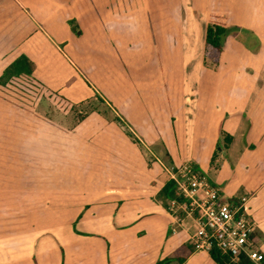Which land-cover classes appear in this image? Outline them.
I'll return each mask as SVG.
<instances>
[{
	"label": "crops",
	"instance_id": "crops-1",
	"mask_svg": "<svg viewBox=\"0 0 264 264\" xmlns=\"http://www.w3.org/2000/svg\"><path fill=\"white\" fill-rule=\"evenodd\" d=\"M173 1L0 0V87L6 70L26 71L47 92L39 104L93 105L66 130L90 138L77 166L109 180L67 220L0 215V264H216L163 193L167 168L184 164L244 205L264 255V0ZM211 12L229 28L217 63L205 53Z\"/></svg>",
	"mask_w": 264,
	"mask_h": 264
},
{
	"label": "rangeland",
	"instance_id": "rangeland-1",
	"mask_svg": "<svg viewBox=\"0 0 264 264\" xmlns=\"http://www.w3.org/2000/svg\"><path fill=\"white\" fill-rule=\"evenodd\" d=\"M248 1L245 0L247 6ZM179 9L183 14L182 7ZM172 11L171 7H167L163 15L169 16ZM153 12L156 14L157 10L153 9ZM156 43L160 46L161 62L166 65L165 43ZM17 66L24 67L26 64L20 60ZM11 72L6 70L0 87V215L4 214L7 220H26L27 212L46 209L52 211L31 213L37 227L49 225L55 218L59 219V214L66 215L62 219L67 220L70 210L82 204L78 196H87L107 187L102 184L109 181L97 180L91 168L77 166V157L81 153L76 154L75 149L87 146L90 138L85 136L79 140L66 130H72L75 117L84 119L94 106L87 102L65 115L70 106L61 99L49 97L51 104H39L40 97L47 92L27 77L28 72L21 71L23 74L19 77ZM117 124H120L119 128L128 130L121 123ZM141 151L151 160L145 149L141 148ZM14 228L18 227L14 225ZM4 229L11 230V225H5Z\"/></svg>",
	"mask_w": 264,
	"mask_h": 264
},
{
	"label": "built area",
	"instance_id": "built-area-1",
	"mask_svg": "<svg viewBox=\"0 0 264 264\" xmlns=\"http://www.w3.org/2000/svg\"><path fill=\"white\" fill-rule=\"evenodd\" d=\"M167 169L178 194L177 198L170 200L169 208L175 212L181 206L194 217L197 223L193 237L196 251L210 253L217 248L236 258L245 255L255 264L263 261L264 255L254 248L252 239L255 224L243 204L225 198L219 188L211 185L207 175L191 164Z\"/></svg>",
	"mask_w": 264,
	"mask_h": 264
},
{
	"label": "trees",
	"instance_id": "trees-1",
	"mask_svg": "<svg viewBox=\"0 0 264 264\" xmlns=\"http://www.w3.org/2000/svg\"><path fill=\"white\" fill-rule=\"evenodd\" d=\"M229 28L227 23V16L220 12H211L208 17V23L205 35V49L206 57L212 62L217 63L219 55L224 47L225 37ZM88 114V113H87ZM82 117V116H81ZM80 118L77 120H81ZM76 120V121H77ZM169 199L177 198L176 184L174 180H170L163 190ZM210 255L216 264H255L247 256L240 255L233 257L231 254L223 253L221 250L214 248L210 251ZM264 264V261H263Z\"/></svg>",
	"mask_w": 264,
	"mask_h": 264
}]
</instances>
